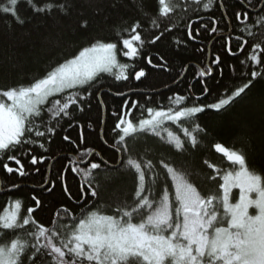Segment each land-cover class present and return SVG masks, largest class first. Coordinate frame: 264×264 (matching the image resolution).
Instances as JSON below:
<instances>
[{
	"label": "trees",
	"instance_id": "obj_1",
	"mask_svg": "<svg viewBox=\"0 0 264 264\" xmlns=\"http://www.w3.org/2000/svg\"><path fill=\"white\" fill-rule=\"evenodd\" d=\"M206 2L207 0H200L197 4L194 0H176L179 7L169 17H159L158 27H152L150 23V17H156L161 7L158 0H32L38 7H45L46 4L54 6L50 11L40 13L34 12L27 0H19L16 10L24 21L22 24L12 15L0 12V90L28 85L35 79L43 78L96 41L116 43L119 62L130 65L126 70L127 80H116L113 74L102 73L90 86H85L92 93L90 96L84 90H73L80 91L84 98L81 105L84 111L70 110L73 115L60 120L59 127L50 140L40 138L39 142L45 143V148L41 149L38 144H33L24 148L26 154L22 155L15 150L9 153L21 158L24 176L15 172L7 173L3 168L4 163L13 168L18 165L8 160L6 155L0 154V214L15 203V200L20 199L21 217L27 215L26 209L35 207L33 196L41 201L42 207L32 216L46 226L55 218L53 214L60 205L69 208V215L61 213L59 222L70 226L73 218H79L82 213L91 210H99L107 215L115 214L118 201H131L135 190V174L131 170H123L122 166H119V172L114 171L121 159L120 153L112 147L116 139L112 129L117 122L114 113L127 111L133 102H138L136 108L131 109L130 115L136 123L139 119L147 118V108L166 109L173 106L169 97L177 94L188 97V101L182 106L213 103L226 90L230 92L246 82L241 77L248 76L249 69L264 71V66L253 64L247 59L252 54L251 45L264 40L261 35L264 29L256 24L252 28L255 37H249L247 32L242 31L245 23L254 24L264 15L261 12L264 0H223L221 5L220 0H214L209 9H204L203 3ZM6 4L7 0H0V6ZM60 5H64L66 10H62ZM245 11L248 13V20L243 23L237 21L235 13ZM84 20L88 21L86 28L82 26ZM137 21L142 26L138 31L145 42L143 45L134 42L139 49L137 57L123 56L126 49H123L120 35L130 38L123 30L130 29ZM212 27L217 28L213 34L210 31ZM196 29L200 31L197 32ZM189 31L191 36L188 35ZM161 32L164 33L161 39L152 44L151 39ZM237 37L248 41V44L243 45V51L239 48L242 40L236 39ZM229 41L231 53L227 51ZM217 55L221 58L219 69L223 70V75L213 65L212 76L201 81L196 73L200 68L210 65ZM259 55L264 60V52ZM149 56L152 57V65L147 63ZM141 68L146 75L136 80L134 73ZM205 84L210 93L202 96ZM196 97L200 99L196 100ZM125 101L128 102V108H124ZM193 122L198 123L205 131L198 134L199 142L196 147L193 148L186 141L183 151H177L152 133L127 139L133 157L153 160L162 181L167 180L170 193H174V188L170 177L166 176L159 164L160 159L177 169L194 173L190 177L191 182L202 195L216 191L222 180L220 176L214 181L210 179L216 173L204 161L220 168L221 175L223 170L235 167L215 150L214 145L217 143L242 151L249 169L264 175V79L253 80L250 89L226 110L217 112L206 109L197 114L194 121H167L165 125L186 140L181 127L191 128ZM77 125L84 126L85 136V145H81L79 149L76 147L80 132ZM39 130L44 129L41 127ZM65 135L70 137L71 142L63 139ZM85 146L100 153L90 159L97 162L106 160L112 166L109 169L112 172L110 180L105 179L104 172H100L96 178L94 187L98 186V197L78 198L80 177L70 171L63 174L68 160L75 159ZM32 155L38 159L35 165L31 164ZM42 156L46 159L40 160ZM62 178L68 183L73 197L71 200L61 190ZM147 179L146 175V181ZM49 180L56 182L52 194L43 190ZM13 185L20 187L13 188ZM162 187L163 182L157 187V196ZM11 189L14 190L9 191ZM237 196V189H234L233 203ZM0 231L3 233L0 235V245L10 243L19 234L13 230Z\"/></svg>",
	"mask_w": 264,
	"mask_h": 264
},
{
	"label": "snow or ice",
	"instance_id": "obj_2",
	"mask_svg": "<svg viewBox=\"0 0 264 264\" xmlns=\"http://www.w3.org/2000/svg\"><path fill=\"white\" fill-rule=\"evenodd\" d=\"M27 2L37 13L50 11L54 7L52 4L38 7L32 0ZM194 2L199 4L200 0ZM18 3L19 0H7L6 5L0 6V12L12 15L22 24L24 21L16 10ZM213 4L214 0H207L203 3V8L209 9ZM158 5L161 6L158 15L150 17L152 27L159 26V17L167 18L179 7L176 0H158ZM60 8L66 10L64 5H60ZM235 18L243 23L248 20V13L236 12ZM256 24L264 29V15L254 24L245 23L242 31L247 32L249 37H255L252 28ZM87 25L88 21L84 20L82 26L86 28ZM141 27L137 21L130 29L125 28L123 32L130 38H123L118 34L122 39L123 49H126L123 56L139 55L134 42L141 45L145 42L138 31ZM196 31L199 32L200 29ZM210 31L215 33L217 28L212 27ZM163 34L161 32L155 35L150 42L155 44ZM188 35H192L191 31ZM261 35L264 36V32ZM236 39L242 40L239 48L243 51V45L248 44V41L242 37ZM262 44L264 40L251 45L252 54L247 58L249 62L264 66V60L259 55L264 52ZM117 51L116 43L96 41L43 78L35 79L28 85L0 90V154L6 155L8 160L18 165L13 168L4 163L3 168L7 173L25 175L21 158L9 153L15 150L22 155L26 154L24 148L33 144H38L41 149L45 148V143L39 142L40 138L50 140L56 133L60 120L73 115L70 110L84 111L81 107L84 98L80 91L73 90H84L90 96L92 93L85 86H90L102 73L113 74L116 80L128 79L126 70L130 65L118 61ZM227 51L232 52L231 41L228 42ZM147 63L152 65L151 56L147 57ZM220 63L221 58L217 55L210 65L200 68L196 75L201 81L205 77H211L213 65L223 75V70L219 69ZM145 75L143 68L134 73L136 80ZM257 78L264 79V71L249 69L248 76L241 77L246 82L230 92L226 90L224 95L218 96L215 102L209 104L182 106L188 101V97L177 94L169 97L173 106L166 109L147 108V118L139 119L136 123L130 115L131 109L136 108L138 102H133L128 108V102L125 101L124 108L128 110L114 113L117 122L112 129L116 134L112 147L121 155L114 171L119 172V166H122L123 170H131L135 174V190L131 201H118L113 215L103 214L99 210L82 213L79 218H73L71 226L59 222L61 213L69 215V208L60 205L53 214L55 218L46 226L32 216L42 207L38 198L32 197L35 207L27 208V215L23 217L20 213L22 202L17 199L15 210H5L0 214V230L19 233L10 243L0 245V264H264V175L249 169L242 151L219 143L214 145L215 150L235 167L223 170L221 175L220 168L204 161L216 173L210 179L214 181L220 176L222 180L215 192H209L205 196L191 182L190 177L194 173L177 169L160 159L159 164L166 176L170 177L174 188V193H170L167 180L162 181L153 160L133 157L127 144L128 138L152 133L177 151L185 149L186 141L193 148L196 147L199 142L198 134L205 131L198 123L193 122L191 128L181 127L185 140L165 127V122H180L182 119L194 121L196 115L206 109L217 112L226 110L250 89L253 80ZM209 93L210 89L205 84L201 95L207 96ZM195 99L199 100L200 97ZM77 126L80 128L79 144L76 146L79 149L81 145H85V136L84 126ZM41 127L43 131L39 130ZM63 139L71 142L67 135ZM99 155L93 148L85 146L75 159L68 160L63 169V174L70 171L80 177L78 198L98 197V186L94 187V183L100 172H104L105 179L112 178V172L109 171L112 166L108 161L89 159ZM44 159L46 157H40V160ZM37 163V157L32 155L31 164ZM161 182L163 187L157 196L156 190ZM12 187L18 189L20 186ZM55 187L56 182L49 180L43 190L52 194ZM233 189H239L235 203L232 202ZM61 190L67 199L73 198L68 183L63 178ZM250 209L254 211L250 212ZM2 234L0 231V235Z\"/></svg>",
	"mask_w": 264,
	"mask_h": 264
},
{
	"label": "rangeland",
	"instance_id": "obj_3",
	"mask_svg": "<svg viewBox=\"0 0 264 264\" xmlns=\"http://www.w3.org/2000/svg\"><path fill=\"white\" fill-rule=\"evenodd\" d=\"M117 59H118V56H117ZM118 61H119V59H118ZM167 122V121H166ZM165 122V123H166ZM165 127H167L166 125H164ZM234 190V189H233ZM237 192H238V195H239V189H237ZM237 199H238V196H237ZM14 204L15 203H13V204H11L10 206H8V208L6 209V210H15L14 209ZM254 210L253 209H250V212H253Z\"/></svg>",
	"mask_w": 264,
	"mask_h": 264
},
{
	"label": "flooded vegetation",
	"instance_id": "obj_4",
	"mask_svg": "<svg viewBox=\"0 0 264 264\" xmlns=\"http://www.w3.org/2000/svg\"><path fill=\"white\" fill-rule=\"evenodd\" d=\"M222 1H223V0H220V5H221ZM216 26H217V25H216ZM212 34H213V33H212Z\"/></svg>",
	"mask_w": 264,
	"mask_h": 264
},
{
	"label": "water",
	"instance_id": "obj_5",
	"mask_svg": "<svg viewBox=\"0 0 264 264\" xmlns=\"http://www.w3.org/2000/svg\"><path fill=\"white\" fill-rule=\"evenodd\" d=\"M90 159V158H89ZM12 190H14V189H11V190H9V191H12Z\"/></svg>",
	"mask_w": 264,
	"mask_h": 264
}]
</instances>
